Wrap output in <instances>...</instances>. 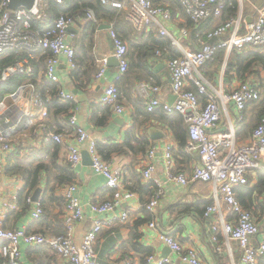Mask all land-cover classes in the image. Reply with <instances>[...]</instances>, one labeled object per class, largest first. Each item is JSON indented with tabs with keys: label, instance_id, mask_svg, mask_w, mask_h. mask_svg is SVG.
<instances>
[{
	"label": "built area",
	"instance_id": "1",
	"mask_svg": "<svg viewBox=\"0 0 264 264\" xmlns=\"http://www.w3.org/2000/svg\"><path fill=\"white\" fill-rule=\"evenodd\" d=\"M49 0H34L30 8L19 6L9 8V0H0V57L7 51L23 54L9 65L0 69V83L15 75L29 76L32 73L31 61L39 54H47L43 75L47 82L55 85L56 93L45 96L34 93V85L25 82L15 91L5 94L0 101V149L9 150L12 140L26 132L36 120L48 117V103L55 97L61 103H74L75 95L64 90L56 73L60 56H66L69 70L76 69L75 50L67 41L69 26L76 20L67 14H60L52 19L47 11ZM62 4L65 0H52ZM125 13V20L136 32L153 31L167 38L171 44L181 51V57L167 59L165 65L169 72L170 89L175 95L172 103L161 97L163 87L160 84L139 82L135 92L144 100L145 109L153 112L161 108L166 114L174 112L183 115L187 124V142L184 150L195 155L198 162L190 176L173 169V143L167 141L163 147L150 146L145 159L140 162L141 178L145 182L152 181L156 186L145 208L150 213L161 205L164 195L162 186L154 178L155 157L161 148V164L167 180L177 188L186 189L196 181L211 185V203L203 213L204 218L214 217L211 228L220 231L226 244L236 241L242 251L243 264H259L264 255V236L255 245L254 237L260 230L252 213L243 209L235 196V189L249 183L248 176L258 170H264V117L252 130L247 140L238 141L235 127L232 125L228 109L231 105L235 118L241 120L244 110L251 102L260 100L261 92L249 78L225 90L222 84H216L205 76L204 66L211 61L217 51L227 54L232 49H242L247 45H264V5L255 7L254 17L245 22L242 5L250 0H237L238 7L234 16L220 21L197 38V48H184L180 40L187 36L186 28H177L173 22L171 9L163 4H155L152 0H100ZM187 17L195 27L213 18H220L229 0H177ZM85 19L94 20L93 13L88 10ZM33 21L50 23L38 29ZM178 33V34H176ZM113 42L114 56L118 59V72L124 75L129 69L128 45L114 29H109ZM159 52H156L158 55ZM106 59L95 74L100 80L104 76ZM193 85L196 92L188 89ZM199 96L204 97L201 105ZM7 99L11 101L7 103ZM99 103L109 106L116 115L126 113L121 103V92L114 84L107 85L99 98ZM20 105V106H19ZM72 106L63 121L62 130L47 132L43 140L60 144L68 138L66 144V160L71 170L81 161V144L87 143V151L91 156V167L94 172L105 178L104 186L112 190V197L103 202L92 201L85 207L74 192L75 183L59 189L65 201L61 218L65 233L46 235L42 232H30L24 228L8 229L3 226L7 212L17 210V195L10 203L0 196V255L3 264H23L20 244L26 246L46 245L57 254L60 264H101L97 261L94 244L105 227L116 223H126L130 218L129 208L115 211L123 203L136 198V194L126 187L124 168L113 160L105 161L97 150L96 141L89 139L86 130L80 127ZM8 112L17 114L16 117ZM226 118V130H218L221 118ZM41 197L33 202L31 218L38 220L44 210ZM31 201V199H29ZM93 218L91 226L84 232L80 242L75 241L77 223L88 215ZM147 227L155 231L159 238L176 253L186 264H211L202 261L195 248L183 249L181 244L166 230L157 225L155 220L147 222ZM169 259L155 260L153 255L147 257V264H166Z\"/></svg>",
	"mask_w": 264,
	"mask_h": 264
},
{
	"label": "crops",
	"instance_id": "2",
	"mask_svg": "<svg viewBox=\"0 0 264 264\" xmlns=\"http://www.w3.org/2000/svg\"><path fill=\"white\" fill-rule=\"evenodd\" d=\"M158 3H164L170 7L173 22L177 28L187 29V36L180 40L182 46L184 48H197V38L226 17H224V15L231 5V0L220 18H213L205 21L198 27H194L189 21L183 9L179 7L177 0H157L155 4ZM262 5H264V0H250L249 2H245L242 5V14L245 22L251 21L254 17L255 7ZM89 21H93L97 26L91 31L85 32V25ZM102 24H110L111 28L113 25L107 18L96 20L94 17V20H87L85 18L76 20V23L73 25L75 28L72 32H68L67 36V41L75 50L76 60L80 69H85L87 65H91L90 70L92 71H89L88 75H90L92 81L87 87H82L80 89L76 88L75 83L70 79L71 70L68 68L66 56L63 55L59 57L60 62L56 73L61 87L72 94H74V89L77 90V95L74 94L75 101L73 104L76 108L75 113L78 124L86 130L89 139H94L102 143H109L112 141L122 143L125 141L126 133L132 125L133 120L136 118L139 122H143L141 131L145 129L150 146L163 147L167 141L173 143L174 139L171 136V132L162 128L157 120L150 122L142 120L144 118L145 109L144 100L138 97L135 92L137 84L142 82L137 78V73H130L128 71L124 75H120L118 66H109L107 64V58L114 56V46L109 35V29L101 28L100 25ZM151 32L153 31H145V33L133 31L129 39H124L128 45V49H131L132 43H142L146 41ZM159 38L169 41L165 37L159 36ZM170 46L171 47L168 49L165 47L164 49H158L159 51H156L159 52L158 55H156L155 52L153 56L147 59L145 66L151 71L149 76L146 75V73H138L141 76H145V78H142L146 79L145 81L162 85L163 93L161 97L167 101L173 100L174 98L169 86V72L165 65V61L170 58L172 54H178L180 51L171 43ZM228 54L225 52L224 62ZM40 55L41 54L38 56ZM38 56H36L37 60L35 59L34 61L36 63L35 75L33 78L36 83L34 84L35 94H40V89L45 84L42 80L44 57ZM136 57L135 54L128 55L129 67ZM104 59H106L104 76L100 80H97L93 75L101 67ZM224 62L218 66L217 70L215 68L214 71H211L208 67L209 65H205L203 70L205 72V67H207L208 69L206 72L210 80L214 81L216 84L221 83L222 87L226 90L227 88L231 89L232 86H236L240 81L233 79L231 85L224 82ZM261 77L264 79V72L261 73ZM109 84H114L121 92V103L126 107L127 112L120 115L110 112L111 114L107 121L99 125L97 121L105 116L101 106H99V98L104 88ZM189 87L190 85L188 88ZM46 91L47 89L45 92ZM263 96L264 87H262L261 99H263ZM200 103L203 105L202 102ZM259 103V101L251 102L247 106L243 112L242 122L235 118V112L232 106H229L228 113L231 123L235 127V131L237 130L238 132L241 126L248 125L247 130L243 133H236L239 139L247 140L251 130L249 125L251 123L255 125L256 122H258L259 114L264 110V105L262 106ZM95 105H98L100 109H96ZM141 109L143 111H140ZM8 115L16 117L17 114L8 112ZM116 117H119V119ZM58 120L59 118L54 116L52 122H49L46 128H40L39 126L43 125V120H36L34 125L38 127L36 126L35 130L31 129L30 133L27 134L26 132V135L21 134L14 139L12 143L14 150L4 152V150L0 149V196L3 197L7 203H10L15 195L18 197L16 203L18 209L7 212L3 221V226L5 228H24L30 232H42L46 235L64 234L65 229L61 218L64 205L60 210L55 202H48L47 200L44 215L38 220H33L31 218V210L35 203L31 202L32 205L30 206V210L24 213L19 204L21 190H23L25 185L23 177L19 172H11L10 174L5 173V168L12 164L16 166L21 165L23 168L26 164L29 167L40 164L43 165L46 170L43 171V176L42 172L40 174L41 179L38 187L41 188V192L39 197L42 196L44 192L43 184H45V180L48 181L50 187L54 186L56 183L55 177L61 172L65 173L68 164L66 160V144L70 140L66 138V141L60 144H56V142L52 140L45 142L42 140L41 134L55 131V129H57ZM228 125L227 119L223 117L219 123L218 130H226ZM152 128L161 130L164 133V137L157 140L151 139L149 131ZM131 143L136 147L138 146V142L132 141ZM174 146L173 143V147ZM159 150L161 151V148ZM182 150L184 151L183 155L177 156L176 159L174 156L173 167L175 170L182 171L187 176H190L193 167L198 162V158L186 152L184 149ZM160 151L156 153L155 161H153L155 163L153 176L162 186L164 195L159 208L155 210V213L150 215V220H155L159 227L168 231L181 244L183 249L195 248L202 261L210 262L211 264H243L242 251L238 243L236 241H229V243L226 244L221 232L213 231L211 228L214 217L204 218L196 209V204H203L205 202H208V204L211 203V185L196 181L186 189L177 188L175 184L167 180L160 161ZM82 152H88L86 142L81 144V155ZM144 159V154H132V152L127 155L113 156L112 160L122 165L124 168V180L127 188L133 184L135 186L137 176L141 179L140 169L142 167L140 168V162H143ZM70 172L73 177L72 183H75L77 186L74 194L85 207L92 201L103 202L112 197V190L104 186V176L94 172L91 165L83 164L82 157L80 163L74 170L70 169ZM257 175V171L250 173L248 176L249 183L247 185L254 186L257 183ZM34 191L31 192L30 199ZM54 194L60 195V191L58 192L57 190ZM47 195L50 196V192L45 193L46 198ZM139 199L140 196L136 194L135 199L115 208V211L121 212V210L128 207L130 218L126 223H116L101 230L94 244L97 261L101 264H147L146 258L149 253L155 257V260L162 258L169 259V262L166 264H186L176 253L170 250L155 231L147 227L148 221L142 223L143 219L147 217V214L142 210ZM142 199L143 198H141V202ZM182 205H191L193 208H191L188 213H182ZM250 210L260 230L259 234L254 237V244L257 245L264 236V193L258 194V192H255L253 194V204ZM87 215L88 216L83 221L76 225V242L81 241L84 232L92 224V216L89 212H87ZM20 248L23 264H60L59 257L46 245L26 246L21 243Z\"/></svg>",
	"mask_w": 264,
	"mask_h": 264
},
{
	"label": "trees",
	"instance_id": "3",
	"mask_svg": "<svg viewBox=\"0 0 264 264\" xmlns=\"http://www.w3.org/2000/svg\"><path fill=\"white\" fill-rule=\"evenodd\" d=\"M153 3H156L157 0H152ZM230 3V0H229ZM163 4L164 6H167L170 8L167 4L164 3H158ZM179 7L182 9V7L179 4ZM90 10L96 20H101L102 18H107L109 22H112V29L116 31V33L124 40L129 39L130 35L133 31V27L126 22L125 20V13L122 10H118L116 8H113L109 5H104L101 3L100 0H65L62 4H56L52 0L48 1L47 11L50 15V19L60 15V14H67L72 16L75 20L83 19L86 16V12ZM237 11V2L236 0H231V5L229 6L228 10L226 11L224 15V19L232 17L235 15ZM186 15V14H185ZM187 17V15H186ZM188 18V17H187ZM189 19V18H188ZM210 20V19H209ZM189 21L194 25L193 21L189 19ZM208 21V20H207ZM50 21H47L45 23L33 21V27L38 29H43L44 26L48 25ZM208 23V22H207ZM97 26L96 23H93V21H89L85 25V32L91 31L93 28ZM207 26V24H206ZM169 48L170 42L166 40H162L159 38V36L155 32H151L147 40L142 43H132L131 49L128 50L129 54H135L137 57L135 60L132 61L128 71L130 73H137L136 76L139 78V81H145V76H141L138 73H146V75H150L151 71L146 68L145 62L147 59L154 55L156 51H159L158 49H164ZM44 57V67H45V60L47 57V54H42L38 57ZM23 57V54L16 53L15 51H7L3 53L2 57H0V69L5 66L11 64L13 61H15L17 58ZM155 57V56H154ZM176 57H181V52L179 51L178 54H172V56L168 59H173ZM37 60V58H35ZM32 60V73L29 76L26 75H15L8 79L5 82L0 83V101L3 99L5 94L11 93L15 91L20 85H22L25 82L35 83L34 81V75H35V61ZM225 59V51L219 50L217 51L214 58L209 61L206 65H208L210 62L214 61L217 63L216 70L220 64L224 62ZM41 60V59H40ZM39 60V61H40ZM74 62L76 64V69L71 71L70 79L73 83H75V86L77 89H80L82 87H87L90 82L92 81V78L90 75H88L89 71L91 69V65H87L85 69H80V66L76 60V55H74ZM91 64V63H90ZM210 66V65H209ZM127 71V72H128ZM264 72V45L259 46H253V45H247L243 47L242 49H232L225 62H224V74H223V80L225 83L232 84L231 82L233 79H237L240 82L246 81L247 79H251L254 84L257 85V87L260 89V92H262V87H264V79L261 77V73ZM97 73V72H96ZM95 73V74H96ZM95 74L93 76H95ZM235 76V77H233ZM42 80L45 82L44 86L40 89L41 93L40 95L43 97L45 96V90L47 89L49 91V94L52 96L56 93L55 85L49 83L46 81L44 75L42 76ZM138 81V82H139ZM150 82V81H145ZM157 84V83H154ZM35 86V85H34ZM194 92H196L193 85H190L188 88ZM230 88H227L226 90H229ZM203 99V100H202ZM261 100V101H260ZM258 100L260 105H264V96L263 99ZM199 101L203 104L205 103L204 97L199 96ZM257 102V101H256ZM100 104V103H99ZM48 117L43 120V125H39L40 128H46L48 127V123L52 122L53 117L57 116L59 118L57 129L53 132H59L62 130L63 121L67 119V114L70 108L74 106L73 103H61L56 99L55 97L51 98L50 102L48 103ZM102 108V112L105 113V116L102 117L100 120L97 121L99 125L104 124L109 115L111 114V108L106 105L100 104ZM98 105H95L96 109H100ZM139 108V107H138ZM145 109V106H144ZM140 111H143L142 109ZM144 118L143 121H153L157 120L159 122V125L162 128H165L167 131L171 132V136L174 139V147L172 150L173 158L175 156V159L179 155H183L186 142H187V124L184 120V117L182 114L174 112L172 114H166L161 108H157L153 112H148L146 109L144 110ZM54 115V116H53ZM264 117V110L259 114L258 122H256L255 125L252 123L249 125L250 134L252 130L255 128V126L260 122L261 118ZM242 122V120H241ZM240 122V123H241ZM239 123V124H240ZM38 124V123H37ZM143 122H139L138 120H133L132 125L128 129L126 133V139L124 142H116L112 141L109 143H102L96 141L97 150L99 154L101 155L102 159L105 161H110L113 159L114 155H127L132 152V154H139L142 153L145 155L147 150L150 148V143L148 142V137L146 135L145 129H142L141 126ZM37 125H32L26 132L27 134L30 133L31 129L36 128ZM38 127V126H37ZM248 125H243L240 127L238 132L243 133L245 130H247ZM24 132L23 134L26 135ZM145 132V133H144ZM237 130L235 131V134L238 133ZM45 133L41 134V138L43 140ZM250 136V135H249ZM18 136L14 137L11 144L14 142V139H16ZM236 138L238 141H242V139H239L237 134ZM132 141L138 142V146H134ZM57 144V143H56ZM13 144L12 147L9 150H6L4 152H9L14 150ZM186 154V153H185ZM20 164V163H19ZM31 169V170H29ZM46 169L43 165H35L34 167H29L27 164L26 166L21 167V165H15L12 164L11 166H7L5 168V173H11V172H19L21 176L23 177V180L25 182L23 190H21V196L19 197V204L22 208V212H27L30 210L31 201L30 194L32 191H34L35 188L38 187L41 179V172L43 176V171ZM175 172H178L177 170L173 169ZM257 183L254 186L250 185H240L235 189V196L237 200L239 201L240 205L243 207V209L248 210L252 213L250 210L252 208L253 204V194L255 192H258V194L264 193V170H258L257 171ZM136 184H134L130 187H128L130 190L135 192L140 196V203L142 206V210H144L147 214V217L143 219L142 223L145 221H151L150 220V213L146 208V203L150 200L153 193L156 190V186L152 181L145 182L140 179L139 176L136 177ZM45 184H43L44 192L41 197V205L43 206V210L45 211V204L48 200V202H55L60 210L61 207L65 204L64 199L61 195H56L54 192H56L59 189L65 185H68L73 182V177L70 172V166L67 164L65 173L61 172L59 175L55 177V185L50 187L48 184V181H44ZM25 189V191H24ZM50 192V196L47 195V198L45 197V193ZM141 198L142 202H141ZM146 199V200H145ZM210 204V203H209ZM208 202H205L203 204H196V209L201 213L203 216V213L205 212L206 207L209 205ZM179 208V207H178ZM193 206L189 205H182V213H188L189 210H191ZM195 208V207H194ZM61 212V211H60ZM44 215V212L42 216ZM41 216V217H42ZM40 217V218H41ZM39 218V219H40ZM63 223V222H62ZM140 223V224H142ZM64 227V226H63ZM65 229V228H64ZM65 233V231H64ZM139 235V234H138ZM1 244V243H0ZM57 255V254H56ZM151 254H147V257ZM4 260L2 256L0 255V264H3ZM147 262V258H146ZM259 264H264V255H262L259 258Z\"/></svg>",
	"mask_w": 264,
	"mask_h": 264
},
{
	"label": "water",
	"instance_id": "4",
	"mask_svg": "<svg viewBox=\"0 0 264 264\" xmlns=\"http://www.w3.org/2000/svg\"><path fill=\"white\" fill-rule=\"evenodd\" d=\"M33 1L34 0H9V8L16 9L19 6H24L26 8H30L31 5L33 4ZM100 26L103 29H110L111 28V25L110 24H102ZM74 28H75L74 26H69L67 28V31L68 32H72V30ZM107 64L109 66H118V59L115 56H113V57L110 56V57L107 58ZM73 93L75 95H77V90L74 89L73 90ZM173 98H175V95L174 94H173ZM173 100H169L168 102L169 103H172ZM116 118L119 119V117H116ZM149 134H150L151 139H153V140H157V139H160V138H163L164 137V133L161 130H159V129H153L152 128L149 131ZM81 157H82L83 164H85V165H91V156H90V154L88 152H82ZM40 192H41V188L38 187V188L35 189V191L33 192L32 197H31V202L37 201V198L39 197Z\"/></svg>",
	"mask_w": 264,
	"mask_h": 264
},
{
	"label": "rangeland",
	"instance_id": "5",
	"mask_svg": "<svg viewBox=\"0 0 264 264\" xmlns=\"http://www.w3.org/2000/svg\"><path fill=\"white\" fill-rule=\"evenodd\" d=\"M208 65H210V66H208ZM208 65H206V66H208L209 69H211V71H214L215 68L217 67V63L214 62V61L210 62ZM207 69H208V68L205 67V76H206L208 79H210V78L208 77L209 75H207V72H206ZM209 71H210V70H209ZM10 101H11L10 99H7V103H9Z\"/></svg>",
	"mask_w": 264,
	"mask_h": 264
}]
</instances>
